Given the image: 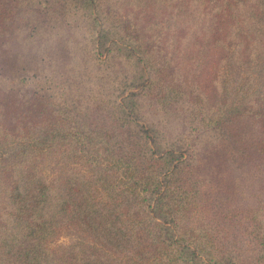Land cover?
<instances>
[{"label": "trees", "instance_id": "16d2710c", "mask_svg": "<svg viewBox=\"0 0 264 264\" xmlns=\"http://www.w3.org/2000/svg\"><path fill=\"white\" fill-rule=\"evenodd\" d=\"M111 1L98 5L106 29L94 0L55 1L45 33L63 45L65 71L0 98V264H264V0H113L145 35ZM157 40L171 51L161 65ZM207 61L210 72L226 69L215 100L196 84ZM229 68L248 79L230 82ZM130 87L166 113L181 103L190 128L198 119L192 142L161 146L132 96L120 98ZM60 153L46 175L43 163ZM65 230L82 239L54 245Z\"/></svg>", "mask_w": 264, "mask_h": 264}, {"label": "rangeland", "instance_id": "374dc122", "mask_svg": "<svg viewBox=\"0 0 264 264\" xmlns=\"http://www.w3.org/2000/svg\"><path fill=\"white\" fill-rule=\"evenodd\" d=\"M47 9L43 10L39 4L34 3V5L30 9L26 8H18L15 7V4L19 5L22 0H0V4H5L9 2V9L11 12L7 15V20L0 24V98H20L24 94L30 95L34 92V87H46L51 83L50 78H58L57 74H61L64 70V67L61 65V61L57 59L58 54H62L61 46L60 50H56L54 45H51L50 40H48L47 34L45 30L50 26V19L53 14L52 5L55 1L60 0H48ZM96 3L95 6V15L101 14V19L99 20V28L106 29V23L103 19V15L99 5V1L94 0ZM108 2L105 1L104 5L107 7ZM112 7L110 11H113L114 15H120L121 20L125 22V26L130 25L131 23L135 25V27L145 35V31L143 32V26L145 22L139 23L138 21H133V17L130 18L125 16V9L122 6H119L117 11L115 10L116 5H114L113 0L111 1ZM45 4H43V7ZM105 9L101 5V9ZM1 9V8H0ZM38 23V24H37ZM37 24V29L32 32V37L25 40V35L29 31L30 25ZM152 32L148 31L147 33ZM108 33V32H107ZM156 35H159L155 33ZM112 38V34L108 33L107 38L105 39V45H110V39ZM62 42V41H61ZM155 48L154 58L157 60V64L161 65L164 57L167 54L170 57V49L167 48L165 41L157 40L153 43ZM52 47L50 50L49 48ZM156 50L159 54L155 53ZM167 51H170L167 53ZM61 56V55H59ZM192 57V56H191ZM57 62V63H56ZM193 64L190 61V66ZM175 65V64H174ZM173 65V66H174ZM207 68L204 69L199 76H197L198 80L196 84L203 88L204 85L210 90L213 95V99H217L222 96V77L223 73H225V66H219L215 69V71H208L210 62H206ZM173 66H170L169 74H171ZM12 67V68H11ZM147 71L153 72L154 68L149 65L146 68ZM232 74L229 77L230 82L238 79L239 77H246L245 80L248 79V76L245 74H241L242 71L238 68L231 69L229 68L228 72ZM189 73L181 76V81L185 82V85L190 86L188 79L186 77H191L188 75ZM22 75L26 80H28L25 84L16 83L10 84L8 83V78L15 77V80ZM225 75V74H224ZM254 76V74H253ZM215 78V79H214ZM221 78V80H220ZM214 79V83L211 84V81ZM218 79L216 89H215V80ZM220 81V82H219ZM223 81V80H222ZM180 85L179 83H177ZM209 91H205V95L207 96V101H211V94ZM134 94V95H133ZM130 97L133 99V102L136 105V119L142 123H145L147 126H151L152 129H155L158 140L160 141L161 146L167 145L168 147H173L171 145L172 141H176L177 147L178 145H187L188 142L192 140L194 136L198 133L197 131V123L198 119L192 121L191 128L189 123L185 119L183 115V111L181 109V103L179 104V109L175 110L174 108H169V113H166V110H160L157 107V102L150 99L149 91L142 90L141 88H126V91L121 94L120 98ZM251 102L254 104V96L251 97ZM168 110V109H167ZM254 111V107L252 108ZM186 123V124H185ZM250 120H245V127H249L251 125ZM195 128V130H193ZM160 131V134L157 132ZM183 136V137H182ZM192 142V141H191ZM65 155V154H64ZM62 157V153L59 155L55 154L48 161L43 163V171L46 175H51L57 164L60 162ZM262 196L263 198V209H264V165H263V176H262ZM253 192H254V183L252 184ZM254 193H257L255 191ZM82 239V237L75 233L73 230H65L60 234L58 240L54 243V245H67L71 242H75L77 240ZM251 264V262H249Z\"/></svg>", "mask_w": 264, "mask_h": 264}]
</instances>
